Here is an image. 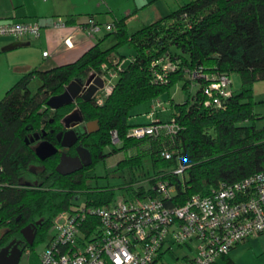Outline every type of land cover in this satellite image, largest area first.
Instances as JSON below:
<instances>
[{
  "label": "trees",
  "instance_id": "16d2710c",
  "mask_svg": "<svg viewBox=\"0 0 264 264\" xmlns=\"http://www.w3.org/2000/svg\"><path fill=\"white\" fill-rule=\"evenodd\" d=\"M113 34L115 44L108 49L96 44L73 63L23 72L0 100V249L12 241H23L21 231L27 226L35 229V239L32 246L24 244V252L47 241L54 218L69 210L72 200L81 195L87 208L112 204L117 189L93 187L91 181L98 177L96 165L120 152L136 151L115 168L116 173L127 171L133 182L135 172L150 166V173L145 172L147 182L132 183L124 190L134 197H153L156 193L146 191L147 187L164 180L176 189L173 201L166 205H181L194 194L208 195L221 183H234L264 170V127L255 126L261 117L254 112L253 101V84L264 80V0H192L132 34L125 20H120ZM124 45L134 50L125 68L120 61L116 65L111 61ZM163 58L175 68L167 83L157 84L151 65ZM103 65L109 70L121 65V71L102 105L93 97L54 111L46 106L50 97L61 94L73 80L85 82L91 74L104 75ZM199 68L210 76L236 73L241 87L232 90L220 108L205 106L207 81L189 78ZM34 80L40 86L32 92ZM179 83L184 101L170 100L169 111L159 117L162 123L176 122L179 129L174 141L130 138L129 130L143 125L131 121V111L161 100ZM74 110L84 122H97V132L81 138L92 164L62 176L55 170L59 156L39 160L28 144L29 136L45 133L44 139L55 143V134L64 130V118ZM112 132L117 134L116 143ZM163 139L172 154L168 160L160 155L163 143L156 144ZM144 144L146 149L141 148ZM179 163L187 167L184 178L173 175ZM96 223L90 217L82 230L87 234ZM224 259L232 264L228 257Z\"/></svg>",
  "mask_w": 264,
  "mask_h": 264
},
{
  "label": "built area",
  "instance_id": "2783aa9c",
  "mask_svg": "<svg viewBox=\"0 0 264 264\" xmlns=\"http://www.w3.org/2000/svg\"><path fill=\"white\" fill-rule=\"evenodd\" d=\"M87 25L89 34L100 30L92 20ZM64 26L62 21L55 23V27ZM111 28L106 26L108 31ZM40 33L37 22L0 23V38L36 39ZM174 68L166 58L153 62L154 82L167 83ZM102 69L106 72L101 76L104 87L94 95L98 105L110 94L121 65L113 70L103 65ZM189 78L207 81L203 89L205 106L220 108L231 95L229 74L210 76L199 68L192 70ZM168 105L160 99L153 101L144 114L150 122L131 128L128 136L173 142L179 129L176 122L162 123L158 119L159 113L168 111ZM111 136L116 143V132ZM160 155L167 160L172 156L168 149ZM186 168L179 163L173 175L184 178ZM147 190L156 195L122 196L107 206L60 212L53 220L54 234L39 255V264H165L164 255L172 253L174 247L190 252L182 256L181 264H216L250 237L264 234V170L234 183H221L208 195L194 194L181 205H166L173 201L176 189L164 180L157 179ZM90 217L97 223L86 234L82 226Z\"/></svg>",
  "mask_w": 264,
  "mask_h": 264
},
{
  "label": "crops",
  "instance_id": "0c3cea01",
  "mask_svg": "<svg viewBox=\"0 0 264 264\" xmlns=\"http://www.w3.org/2000/svg\"><path fill=\"white\" fill-rule=\"evenodd\" d=\"M190 1L0 0V23L37 22L41 27L40 36L36 39L0 38V61L10 71L14 69L18 72L15 77H21L23 72L33 69L47 71L64 66L78 60L96 44L102 49L113 46L116 22L124 19L128 33L132 34ZM91 20L100 26L95 34L88 32L87 23ZM57 21L64 22L65 26L55 27ZM106 26L112 27L111 30L108 31ZM44 52L48 53L46 57L43 56ZM119 57L122 56L117 51L111 61H120L122 65L123 61ZM167 112L159 113L158 119H162ZM149 122L146 119V122L137 123ZM221 260L216 264H221Z\"/></svg>",
  "mask_w": 264,
  "mask_h": 264
},
{
  "label": "rangeland",
  "instance_id": "374dc122",
  "mask_svg": "<svg viewBox=\"0 0 264 264\" xmlns=\"http://www.w3.org/2000/svg\"><path fill=\"white\" fill-rule=\"evenodd\" d=\"M119 53L122 56V67L125 68L131 61L134 56V50L129 45L122 46L119 50ZM18 72L14 69L9 70L8 66L0 61V100L3 99L7 90H9L21 77H15ZM232 81V90L238 91L241 87V78L238 74L233 73L230 75ZM116 80H114L115 82ZM113 82V83H114ZM40 86L38 80H34L30 89L34 92ZM196 85L192 86V93H194ZM185 93L182 90V84H177L173 86L164 96L161 97V100L164 103H170L172 100L173 103L179 104L184 101ZM253 101H254V112L259 115L261 118L255 121V126L257 128L264 127V80H259L253 84ZM151 104L146 103L140 106L135 107L131 114L135 117L132 119L133 122H146V119L143 117L145 113L150 110ZM167 140V139H166ZM165 139L157 140L156 144L162 142L163 149L169 147V144L165 143ZM120 147V145H117ZM148 145H141V148L146 149ZM136 151L134 149L129 152H120L114 156L107 158L104 162H100L96 165L95 173L97 178L91 181V186L93 187H109L117 189L116 198L122 196H128L129 194L124 190V187L130 186L132 183L139 185L147 182L146 173H150V166L146 165L143 170L135 172L134 177L135 181H131L130 175L127 171L115 172L116 165L119 161L124 159L127 155H134ZM150 177V176H149ZM145 178V179H144ZM86 207V198L84 195H81L77 198H74L71 202V210L83 209ZM54 234V231L51 229L48 233V240ZM47 240V241H48ZM47 241L39 242L35 245L32 250H27L23 253L19 264H39V255L44 250ZM189 251L185 248L174 247L172 253H166L164 255L165 264H181L182 256ZM229 260L232 264H264V235L254 236L253 238L247 239L239 246L235 247L230 251ZM221 264H231L226 259L221 260Z\"/></svg>",
  "mask_w": 264,
  "mask_h": 264
},
{
  "label": "water",
  "instance_id": "95a60500",
  "mask_svg": "<svg viewBox=\"0 0 264 264\" xmlns=\"http://www.w3.org/2000/svg\"><path fill=\"white\" fill-rule=\"evenodd\" d=\"M90 83L91 85L89 86ZM86 86H89L87 90H85ZM103 87V79L101 77H95L94 74L89 75L85 82L75 79L64 88L61 94L50 97L46 106L54 111L63 106L74 104L78 99L89 101L94 97L97 91ZM63 122L68 131L61 133L58 140L60 146L64 149L71 148L77 143L79 131L81 134H87L98 130L96 121L84 123L83 118H81L76 111L66 116ZM75 126L79 128V131H74L71 128ZM93 128L96 129L94 130ZM34 139H38V136L35 135V137H32L31 141H34ZM76 151L78 153L76 157L67 156L65 151L62 152L60 161L55 168L58 174L67 176L79 171L83 167L91 165L92 159L88 150L78 145ZM34 152L39 160L44 161L56 154L57 149L49 142L42 141L34 148ZM29 232L32 233L28 234ZM21 234L23 235L25 243H27L28 246H32L35 239V233L32 231V228L30 226L23 228ZM23 253L24 249L18 247V242L12 241L7 246L0 249V264H19Z\"/></svg>",
  "mask_w": 264,
  "mask_h": 264
},
{
  "label": "flooded vegetation",
  "instance_id": "af4514ba",
  "mask_svg": "<svg viewBox=\"0 0 264 264\" xmlns=\"http://www.w3.org/2000/svg\"><path fill=\"white\" fill-rule=\"evenodd\" d=\"M91 85V83L89 84V86ZM88 89V87L86 88V90ZM74 111H76L78 114H79V112L77 111V110H74ZM73 111V112H74ZM79 116H80V114H79ZM81 117V116H80ZM64 123V122H63ZM84 123H87V122H84ZM74 131H79V128L77 127V126H75V127H71ZM94 130L96 129V128H93ZM66 131H68V129H66L65 128V124H64V130L62 131V132H59V133H56L55 134V143H51V142H49L50 144H52L53 146H55V148L57 149V152H56V154H54V155H58L59 156V161H60V157H61V154H62V152H64L65 151V153L67 154V156H70V157H76L77 155H78V153H77V151H76V147L78 146V145H81L83 148H85L86 150H88L82 143H81V138L83 137V136H86V135H91V134H94L95 132H97V131H95V132H93V133H87V134H81V132L79 131V139H78V141H77V143L74 145V146H72L71 148H68V149H64V148H62L61 146H60V142H59V140H58V137H59V135L61 134V133H64V132H66ZM53 132V131H52ZM33 135L32 136H29V142H28V144H30L32 147H33V149L40 143V142H42V141H46L45 139H44V137L46 136V134L45 133H42V135H39V134H37V133H32ZM35 135H37L38 136V139H34V141H31V138L32 137H35ZM46 142H48V141H46ZM88 152H89V150H88ZM90 153V152H89ZM53 155V156H54ZM90 156H91V154H90ZM92 159V158H91ZM59 161H58V163H59ZM92 164V163H91ZM91 166V165H90ZM90 166H86V167H83L82 169H80L79 171H82V170H84V169H86V168H88V167H90ZM79 171H77V172H79ZM76 173V172H75ZM32 228V231L34 232V228L33 227H31ZM32 232H29L28 234H31ZM35 233V232H34ZM24 244H27V243H25V241L23 240V241H20V242H18V247L20 248V249H25V247H24Z\"/></svg>",
  "mask_w": 264,
  "mask_h": 264
}]
</instances>
